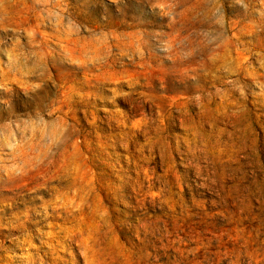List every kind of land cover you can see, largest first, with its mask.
<instances>
[{"label":"rangeland","instance_id":"obj_1","mask_svg":"<svg viewBox=\"0 0 264 264\" xmlns=\"http://www.w3.org/2000/svg\"><path fill=\"white\" fill-rule=\"evenodd\" d=\"M152 1L64 0L60 6L66 9L64 24L74 22L80 35L94 37L89 39L119 31L129 35L146 30L172 32L174 23ZM44 7L38 3L31 20H12L0 28V124L11 122L15 132L26 129L46 142L56 132L59 120L48 122L57 118L54 108L60 105L74 109L71 116L79 121L104 118L93 126L81 125L94 130V141L102 136L111 143L106 154L98 156L99 162L119 176L112 185L120 184L122 178L132 181L134 186L126 191L147 201L161 191L158 175L167 168L161 163L163 156L167 162L173 159L175 170L185 173L184 201L172 200L163 207L164 196H156L157 203L136 216L126 201H107L124 229L105 227L106 238L92 245L93 264H264V136L257 141L250 134L248 144L218 146L222 128L232 126L222 121L216 104L204 97L237 78V73L222 69L208 77L206 88L199 86L193 75L170 68L172 60L162 49L164 43L152 35L155 51L148 61L114 49V68L122 78L96 84L100 88L89 87L83 80L97 69L72 68L63 50L48 49L43 43L57 41L52 32L59 27L60 15L54 7L58 13L36 16ZM178 9L177 23L187 24L206 53L221 50L231 38L235 55L241 51L251 70L264 73V0H186ZM137 19L141 25H116L119 20ZM42 47L51 61L57 58L56 65L45 58ZM243 79L250 82L243 91L252 101L253 113L264 124V99L257 95L262 85L256 78ZM38 103L45 109L37 108ZM119 120L125 121L124 126ZM108 123L116 125L115 130H105ZM116 137L119 141L113 144ZM193 140L206 153L191 162L186 151ZM126 142H134V151L125 148ZM133 154L138 163L131 161ZM150 157L157 163H147ZM174 183L178 189L175 178ZM34 185L0 182V264H85L78 245L55 234L80 222L59 216L61 210L54 203L57 183ZM85 223L95 229L89 218Z\"/></svg>","mask_w":264,"mask_h":264},{"label":"bare ground","instance_id":"obj_2","mask_svg":"<svg viewBox=\"0 0 264 264\" xmlns=\"http://www.w3.org/2000/svg\"><path fill=\"white\" fill-rule=\"evenodd\" d=\"M63 1L0 0V28L10 24L12 20H31L33 18L32 10L38 3L45 6L35 13L38 17L44 18L52 13L60 12L59 27L52 32V36L57 41L47 39L43 43L48 45V49L52 48L51 50H53L57 47L63 50L72 60V68L82 66L91 71L97 69V72L88 74L86 80H83L84 85L94 88H100L96 85L98 83H113L122 78L121 72L114 68L117 60L113 53L114 49L141 56L145 61H148L155 51L149 37L155 35L158 37V41L164 43L162 49L171 57L170 68L182 74L193 75L192 77L200 82L199 86L206 88L209 82L208 77L218 75V71L222 69L237 73L238 77L225 82L224 87L204 95V97H209L210 102L216 104L222 121L232 126L231 129L222 128L220 139L218 138L216 142L218 146L228 148L248 144V141L251 140L250 134L254 135V140L262 139L264 124L253 113L252 101L248 100L246 92L243 91L250 86V82L244 81L243 78L259 80L262 91L257 95L264 99V73L251 70L247 56L245 61L242 60L241 51H238V56L235 55L231 38L226 41L221 50H216L215 53H206V50L200 47L198 38L189 31L187 24L177 23L180 15L178 8L186 0L152 1L153 5L160 6L164 15L169 16L172 24L174 23L170 33L146 30L129 35L127 32L119 31L112 32L110 35H101L96 40L88 38H94L93 36L80 35L81 31L74 22L69 25L64 24L66 9L60 6ZM54 7H58L60 11L55 12ZM138 24H142L138 19L126 23L123 20L116 22L118 28ZM255 25L262 26L259 21H255ZM117 29L116 31H118ZM236 36L237 32H235L234 38ZM128 37L129 39H127ZM42 49L45 58L52 65H56L57 58H53L51 61L43 47ZM43 60L45 61L44 57ZM229 83L234 86H228ZM238 92L242 94L241 98L237 97ZM74 96L75 94L70 96L73 98L72 104L76 102ZM216 96L219 101H216ZM45 107L46 105L43 106L40 103L37 105V108L41 110ZM63 107L64 105H60L54 108L58 116L48 123L55 124L56 121H59L55 134L46 142L43 141V136L39 137L38 134L30 133L26 129L24 132H15L11 122L0 124V130L3 133L0 135V182L4 185L18 187L30 184L43 187L47 183L56 182L58 192L54 203L61 210L59 216L69 221L80 219V222L73 226L62 227L55 234L60 240L64 239L68 240L70 244H77L83 255L84 263L93 264L92 245L95 241L106 238L108 230L105 227L109 226L115 230L124 229L114 219L111 207L106 205L107 201H126L128 208L135 211L132 216L148 212L151 206L157 203L156 196H164L161 203L163 207L169 205L172 200L175 202L184 201L186 190L183 188L182 181L185 173L175 170V161L172 159L171 162H167L163 156L161 163L167 168H164L163 174L158 175L162 184L161 191L155 192L149 201L126 191L134 186L132 181L122 178L120 184L112 185V180L119 179V176L114 168L111 169L99 162V157L106 154L105 148L111 143L103 141L102 136L99 137V140L94 141V130L81 126L82 124L93 126L95 122L104 121V118L97 117L94 118V121H79L71 116L74 109L64 110ZM83 110L87 111V109ZM107 118L114 120L113 116ZM119 122H121V126H124V120H119ZM115 126L113 123H108L105 130L113 131ZM99 129L98 126L97 130ZM118 141L119 139L116 137L113 144H117ZM125 146L127 150L134 151V142H126ZM205 153V147L199 141L193 140L190 142V148L186 151L188 155L186 159L194 162L203 157ZM131 157V161L134 160L136 163L140 161H137L136 154ZM146 162L157 163L152 157L146 159ZM174 178L177 181L178 189L175 187ZM111 194L113 196H110ZM195 202L199 203V200L195 199ZM88 218L95 229L91 224H84Z\"/></svg>","mask_w":264,"mask_h":264}]
</instances>
